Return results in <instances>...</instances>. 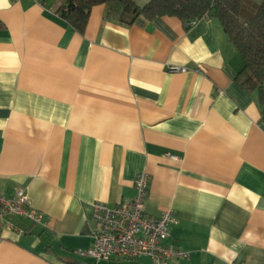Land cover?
Wrapping results in <instances>:
<instances>
[{
  "label": "crops",
  "instance_id": "0c3cea01",
  "mask_svg": "<svg viewBox=\"0 0 264 264\" xmlns=\"http://www.w3.org/2000/svg\"><path fill=\"white\" fill-rule=\"evenodd\" d=\"M64 2L0 0V194L24 189L47 224L9 215L0 264H154L77 253L93 202L133 200L142 171L147 213L172 210L167 242L190 254L169 264H264V101L219 20L124 25L98 4L81 33Z\"/></svg>",
  "mask_w": 264,
  "mask_h": 264
},
{
  "label": "built area",
  "instance_id": "2783aa9c",
  "mask_svg": "<svg viewBox=\"0 0 264 264\" xmlns=\"http://www.w3.org/2000/svg\"><path fill=\"white\" fill-rule=\"evenodd\" d=\"M42 4L44 0H33ZM191 24H196L192 21ZM172 72L186 71L181 66H171ZM150 174L142 171L135 179L136 196L129 202L110 205L104 201L92 204V244L78 249L82 256L95 260L136 259L149 256L154 264H169L174 259L189 258L190 254L175 243H168L169 226L174 221L172 210L160 216L146 211ZM9 215L24 217L35 224L47 225L43 216L31 206L27 192L19 188L14 194H0V229L15 228L7 219ZM1 242V237H0ZM231 264H243L234 261Z\"/></svg>",
  "mask_w": 264,
  "mask_h": 264
},
{
  "label": "trees",
  "instance_id": "16d2710c",
  "mask_svg": "<svg viewBox=\"0 0 264 264\" xmlns=\"http://www.w3.org/2000/svg\"><path fill=\"white\" fill-rule=\"evenodd\" d=\"M61 15L79 32L87 27L92 8L105 4L106 18L124 25L139 16H178L188 26L205 16L217 18L245 60L237 76L246 90H258L264 101V0H64ZM261 121L264 122V109Z\"/></svg>",
  "mask_w": 264,
  "mask_h": 264
}]
</instances>
